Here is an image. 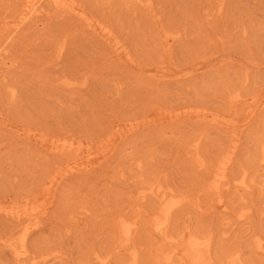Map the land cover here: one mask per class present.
<instances>
[{
    "label": "rangeland",
    "instance_id": "1",
    "mask_svg": "<svg viewBox=\"0 0 264 264\" xmlns=\"http://www.w3.org/2000/svg\"><path fill=\"white\" fill-rule=\"evenodd\" d=\"M263 158L264 0H0V264H264Z\"/></svg>",
    "mask_w": 264,
    "mask_h": 264
},
{
    "label": "bare ground",
    "instance_id": "2",
    "mask_svg": "<svg viewBox=\"0 0 264 264\" xmlns=\"http://www.w3.org/2000/svg\"><path fill=\"white\" fill-rule=\"evenodd\" d=\"M28 1V0H27ZM28 3V2H27ZM53 3H55L54 1H53ZM61 3V2H60ZM66 3V2H65ZM64 3V4H65ZM57 5H58V2H57ZM33 7V6H32ZM72 7V6H71ZM75 8V7H74ZM32 9H34V8H29V10L26 12L25 11V13L26 14H29V13H31L32 11ZM72 9V8H71ZM70 9V10H71ZM35 12H38V11H36V10H34ZM71 11H73V10H71ZM77 11V10H76ZM78 13V12H77ZM23 17L22 18H24V15H22ZM80 16H82V15H80ZM25 18H26V16H25ZM85 18V17H84ZM83 19V18H82ZM86 19V18H85ZM88 19V18H87ZM20 20V19H19ZM22 20V19H21ZM90 20V19H89ZM88 22V21H87ZM86 22V23H87ZM89 23H91V22H89ZM21 24V23H20ZM88 27V26H87ZM102 27V26H101ZM96 29V28H95ZM96 31V30H95ZM108 31V30H107ZM108 34V33H107ZM99 35V34H98ZM106 35V34H105ZM109 37H111V36H109ZM108 37V38H109ZM165 41H166V39H165ZM118 44V43H117ZM117 49V48H116ZM116 49H114V50H116ZM118 50V49H117ZM124 50V49H123ZM68 85H69V83H68ZM235 98V97H234ZM237 99V98H236ZM237 102V101H236ZM244 104V103H243ZM54 146V145H53ZM63 146V145H62ZM57 147V146H56ZM54 148H55V146H54ZM230 159V158H229ZM264 159V158H263ZM264 161V160H263ZM223 162V161H222ZM221 162V163H222ZM226 164H228V163H226ZM219 165V164H218ZM222 165V164H221ZM220 165V167H222ZM229 166V165H228ZM226 171V170H225ZM223 170L222 169H219V171L216 173L215 172V176H214V178H213V181H212V186H213V188L214 189H218V187H219V184L221 183V180H224L223 179V177H224V175H226V174H224L223 175ZM214 173V172H213ZM212 177V176H211ZM227 180V179H226ZM239 180H241V178L239 179ZM238 183H240L239 181H237ZM247 183V182H246ZM241 184H242V182H241ZM244 184H245V182H244ZM239 185V184H238ZM244 186V185H243ZM239 188H241V187H239ZM242 189H243V187H242ZM149 190H151V189H149ZM155 193H156V191H155ZM158 193V192H157ZM156 193V194H157ZM162 193V192H161ZM159 194H160V192L158 193V196H159ZM163 194H165V193H162V195ZM220 194V193H219ZM156 196V195H155ZM160 196H161V194H160ZM171 196V197H170ZM144 197V196H143ZM142 197V198H143ZM166 196H164L163 195V198H165ZM168 197V196H167ZM166 197V199L167 200H165L166 201V203L164 202V204H163V206L161 207V209H160V212H158V213H160V215L156 218L157 220H156V222L154 223V226H153V229H154V231H156V233H158V234H161V235H163V231H164V228H165V226H166V224H167V222H169V215H170V213H171V210L175 207V206H177L178 205V203H179V201L178 200H171V201H168L169 200V197L170 198H172V195H169V197L167 198ZM160 198V197H159ZM175 198V197H174ZM173 199V198H172ZM176 199V198H175ZM159 200V199H158ZM164 200V199H163ZM159 202H162L161 200L159 201ZM168 202V203H167ZM162 204V203H161ZM2 207V206H1ZM7 208V207H6ZM36 208V207H35ZM35 208H34V210H35ZM33 210V211H34ZM21 211L23 212V214H26L27 213V209H21ZM0 212H1V210H0ZM7 212V211H6ZM18 213V211H15V210H13V211H11V213L12 214H14V213ZM36 212V211H35ZM39 212V210H37V213ZM10 213V214H11ZM33 213V212H32ZM34 214H36V213H34ZM19 217V216H18ZM123 220V219H122ZM129 222V221H128ZM134 222V221H133ZM135 225H136V222H135ZM134 225V226H135ZM168 225V224H167ZM123 227H122V229H121V232H122V235L124 236V239L121 241L120 240V243H124V242H127L128 241V238H129V234H130V232H131V226H132V224H130V225H122ZM133 226V227H134ZM167 227V226H166ZM26 229V228H25ZM118 229V228H117ZM27 230L28 229H26L25 230V233L27 232ZM24 231V230H23ZM24 233V234H25ZM132 233V232H131ZM27 234V233H26ZM164 235H165V233H164ZM120 236V235H119ZM23 238V237H22ZM26 238V237H25ZM20 239V238H19ZM192 240V239H191ZM258 240V239H257ZM256 240V241H257ZM187 241V240H186ZM25 242V241H24ZM129 243V242H128ZM186 243V242H185ZM184 243V244H185ZM188 244L186 245V247L183 249V252H182V259H183V261L185 262V264H208V263H206V261H205V259H204V257H203V250H205V248L202 250L201 248H200V245H199V243H196V242H194V241H192V242H187ZM125 244V243H124ZM184 244H182V245H184ZM256 244H257V242H256ZM125 245H128V244H125ZM123 246V245H122ZM23 247H24V245H23ZM22 247V248H23ZM182 247V246H181ZM262 247V246H261ZM21 248V249H22ZM174 248H176V247H174ZM16 250H18V249H16ZM180 250V249H179ZM207 250V249H206ZM175 251V250H174ZM258 251H261V250H258ZM170 253V252H169ZM24 254V250H19V252H17V253H14V256H15V258H16V260H21V256ZM171 256V255H170ZM24 257V256H23ZM168 258L170 259V257L168 256ZM23 259V258H22ZM24 260V259H23ZM137 260V259H136ZM136 260H135V262H136ZM167 260V259H166ZM134 262V261H133ZM229 262V261H228ZM103 263H105V262H103ZM102 263V264H103ZM33 264V263H32ZM34 264H36V263H34ZM38 264V263H37ZM134 264V263H133ZM210 264V263H209ZM227 264V263H226Z\"/></svg>",
    "mask_w": 264,
    "mask_h": 264
}]
</instances>
